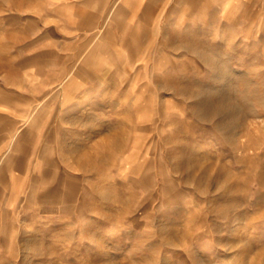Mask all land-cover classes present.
<instances>
[{"label": "rangeland", "instance_id": "obj_1", "mask_svg": "<svg viewBox=\"0 0 264 264\" xmlns=\"http://www.w3.org/2000/svg\"><path fill=\"white\" fill-rule=\"evenodd\" d=\"M56 5L0 0V264H264V8Z\"/></svg>", "mask_w": 264, "mask_h": 264}, {"label": "crops", "instance_id": "obj_2", "mask_svg": "<svg viewBox=\"0 0 264 264\" xmlns=\"http://www.w3.org/2000/svg\"><path fill=\"white\" fill-rule=\"evenodd\" d=\"M92 1L98 2L100 4L98 9L101 10L113 8L114 10L124 11L125 24H128L130 28L157 25L158 23H155L154 19L158 18V16L160 17L165 10L176 11L177 16L184 13L188 18H194V23H202V16L205 11L215 10L220 7L219 5H221L222 9L229 8L224 6L223 3L231 5L236 1H245L254 4V6H262L264 8V0H54L57 4L56 10L74 25L84 24L81 21L80 13H83L81 11L84 10V5ZM178 11L181 12L178 13ZM69 89L70 87L65 88L64 96L65 94L67 95ZM1 146L2 140L0 138ZM8 169L7 163L0 161V170L5 171L6 180Z\"/></svg>", "mask_w": 264, "mask_h": 264}]
</instances>
